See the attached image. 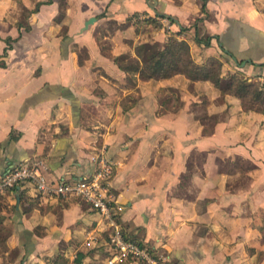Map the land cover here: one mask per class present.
<instances>
[{"label": "crops", "instance_id": "obj_1", "mask_svg": "<svg viewBox=\"0 0 264 264\" xmlns=\"http://www.w3.org/2000/svg\"><path fill=\"white\" fill-rule=\"evenodd\" d=\"M202 4L0 0V175L35 157L52 183L89 177L100 158L111 168L109 216L31 182L0 193L15 203L0 264H47L60 244L61 264L77 252L80 264H145L109 262L114 225L160 264H264V115L243 110L223 76L229 56L264 80V0ZM195 29L220 41L200 45ZM169 35L198 62L222 60L219 87L182 74L138 77ZM161 90L175 95L169 107Z\"/></svg>", "mask_w": 264, "mask_h": 264}, {"label": "trees", "instance_id": "obj_2", "mask_svg": "<svg viewBox=\"0 0 264 264\" xmlns=\"http://www.w3.org/2000/svg\"><path fill=\"white\" fill-rule=\"evenodd\" d=\"M50 2V0H47ZM205 8V0H203L202 9ZM27 11V10H26ZM146 22L159 26L154 18H147ZM29 28V25H25ZM215 38L219 40V36L214 34L201 33L199 29H195V41L204 46H208L211 40ZM8 45L9 42L7 41ZM139 46L138 48H140ZM222 50L227 52L231 57H237L232 51L225 50L226 46L221 42ZM138 53L140 50L138 49ZM222 60L215 55L208 56L203 62L196 61L190 51L189 43L179 38L177 35H169L163 45L149 56L144 58L138 69V77L142 80L150 78L160 79L167 78L174 74H182L190 80H208L216 87L221 82ZM226 92L236 96L241 103L243 110H254L264 115V80L245 77L239 73H231L226 83ZM174 96L164 100V106L169 107ZM16 188V184L12 187ZM1 195V194H0ZM126 239H132V236L124 234ZM142 245V243L140 242ZM144 246V245H142ZM82 253L77 252L70 264H80ZM67 259L62 255H57L53 264L66 263ZM161 264H167L161 262Z\"/></svg>", "mask_w": 264, "mask_h": 264}, {"label": "built area", "instance_id": "obj_3", "mask_svg": "<svg viewBox=\"0 0 264 264\" xmlns=\"http://www.w3.org/2000/svg\"><path fill=\"white\" fill-rule=\"evenodd\" d=\"M43 168L44 162L38 158L27 162L10 164L0 175V192L24 180L35 184L39 192L79 197L92 208L98 209L101 214L110 215V204L106 194L107 188L104 185L105 177L110 172V165L102 158L99 159V167L89 177L81 178L75 182H68L63 179L57 183L49 182L42 172ZM114 226V233L111 236L114 251L109 258V262L132 255L144 259L145 264H160L159 259L151 255L139 241L124 239L119 227Z\"/></svg>", "mask_w": 264, "mask_h": 264}, {"label": "rangeland", "instance_id": "obj_4", "mask_svg": "<svg viewBox=\"0 0 264 264\" xmlns=\"http://www.w3.org/2000/svg\"><path fill=\"white\" fill-rule=\"evenodd\" d=\"M138 28V27H137ZM73 47V46H72ZM75 49V48H74ZM81 53V52H80ZM82 54V53H81ZM226 58V62H227V64H226V66H227V69L224 71L225 73H224V75L223 76H226V79L228 78V76L231 74V73H239V74H242V75H244L245 77H248L249 79H250V77H249V75H246L245 73H243V72H241V71H239L240 69H238V68H240V67H238V62H239V59L237 60V61H233L229 56H226L225 57ZM233 70V71H232ZM235 70V71H234ZM129 83L132 85V86H134V81H129ZM165 93V94H164ZM170 91H166V90H161L160 91V98H162V96H164L165 98L168 96V97H170L171 95H170ZM175 93V92H174ZM173 96H175L174 94H173ZM163 97V98H164ZM167 97V98H168ZM200 112H204V111H202V110H200ZM202 114L203 113H201V114H198V116L199 117H201L202 116ZM36 158H38V159H41V158H39V157H35V158H33V159H36ZM42 160V159H41ZM43 161V160H42ZM98 167H99V165H98ZM97 167V168H98ZM96 168V169H97ZM110 170H111V168H110ZM109 174H110V172H109ZM109 174L105 177V179L107 180V177L109 176ZM22 181H24V180H22ZM21 181H19V182H17V183H20ZM105 182V181H104ZM16 183V184H17ZM15 185V184H14ZM14 185H12V186H10V187H7V188H5L4 190H3V192H0V193H4L6 190H8L9 188L10 189H14V188H12ZM105 185H106V182H105ZM16 189V188H15ZM14 189V190H15ZM107 194V198L109 199V195H108V193H106ZM61 196V195H60ZM80 201H82L81 199H80ZM15 204V203H14ZM14 204H12V205H9V203L8 202H6V200H5V198H4V195H0V211H3L4 213H0V239H3V238H5L6 237V234H10L11 233V231L13 230V228H14V226H13V222L12 221H10V219L12 220V218H11V216L13 215V213H14ZM91 207V206H90ZM9 214V215H8ZM7 216L9 217V218H7ZM140 230H138V232H139ZM101 234H102V231H101ZM103 238H104V236L103 235H101ZM59 246V245H58ZM69 248V247H68ZM64 249H67V246H63L62 244H60V246L58 247V250H59V255H62V253H60L61 252V250H64ZM8 252H10V251H8ZM63 256V255H62ZM53 258H51V259H53V261H49V262H47V264H53V262L56 260V258H57V255L55 254L54 256H52ZM64 257V256H63ZM114 262V261H113Z\"/></svg>", "mask_w": 264, "mask_h": 264}, {"label": "water", "instance_id": "obj_5", "mask_svg": "<svg viewBox=\"0 0 264 264\" xmlns=\"http://www.w3.org/2000/svg\"><path fill=\"white\" fill-rule=\"evenodd\" d=\"M86 24H87V22H86Z\"/></svg>", "mask_w": 264, "mask_h": 264}]
</instances>
